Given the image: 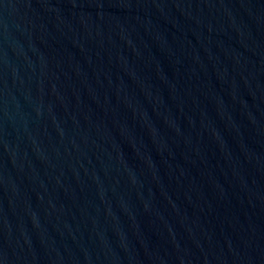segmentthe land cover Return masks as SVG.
<instances>
[{"label": "water", "instance_id": "water-1", "mask_svg": "<svg viewBox=\"0 0 264 264\" xmlns=\"http://www.w3.org/2000/svg\"><path fill=\"white\" fill-rule=\"evenodd\" d=\"M0 264H264V0H0Z\"/></svg>", "mask_w": 264, "mask_h": 264}]
</instances>
